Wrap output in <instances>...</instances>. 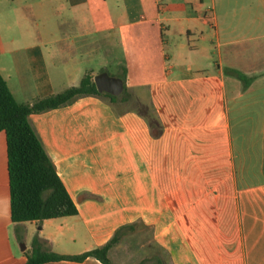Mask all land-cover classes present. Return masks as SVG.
<instances>
[{
  "label": "crops",
  "instance_id": "1",
  "mask_svg": "<svg viewBox=\"0 0 264 264\" xmlns=\"http://www.w3.org/2000/svg\"><path fill=\"white\" fill-rule=\"evenodd\" d=\"M98 37L121 47L110 76L126 101L29 117L76 216L12 221L0 132V264H26L36 237L77 256L126 226L150 231L168 264H264V0H0V74L19 104L94 79L75 53ZM128 97L152 115L119 107Z\"/></svg>",
  "mask_w": 264,
  "mask_h": 264
},
{
  "label": "trees",
  "instance_id": "2",
  "mask_svg": "<svg viewBox=\"0 0 264 264\" xmlns=\"http://www.w3.org/2000/svg\"><path fill=\"white\" fill-rule=\"evenodd\" d=\"M248 86L251 79L234 70H227ZM112 96L100 93L90 74H86L76 87L64 92L37 100L32 104H19L12 95L6 81L0 74V132H5L8 146V171L11 190V213L14 223L31 221L43 222L64 217H73L78 209L59 178L55 166L46 153L38 135L32 127L29 117L72 104L76 100L96 96L108 100L111 104L126 101L124 95ZM158 121L150 120L151 127H159ZM162 129L158 131V134ZM126 226L103 247L77 256L56 254L51 250L48 240L36 237L26 264H47L70 261L84 262L94 258L102 264H112L109 254L121 241L124 231L134 229ZM47 248V249H46Z\"/></svg>",
  "mask_w": 264,
  "mask_h": 264
},
{
  "label": "rangeland",
  "instance_id": "3",
  "mask_svg": "<svg viewBox=\"0 0 264 264\" xmlns=\"http://www.w3.org/2000/svg\"><path fill=\"white\" fill-rule=\"evenodd\" d=\"M103 37L89 39L86 44H77L75 56H85L83 62L86 66L95 69L96 76L105 71L109 75H118L122 66V50L116 40L112 44H105ZM122 95H120L121 97ZM126 97V94L123 96ZM128 102L121 108H136L145 115L152 112L144 105L128 97ZM111 260L112 264H168L164 254L153 245L150 231L135 226L122 234L121 241L115 246ZM113 261V262H112Z\"/></svg>",
  "mask_w": 264,
  "mask_h": 264
},
{
  "label": "water",
  "instance_id": "4",
  "mask_svg": "<svg viewBox=\"0 0 264 264\" xmlns=\"http://www.w3.org/2000/svg\"><path fill=\"white\" fill-rule=\"evenodd\" d=\"M96 87L100 93L112 96H120L124 91V82L120 78L112 77L103 72L94 78Z\"/></svg>",
  "mask_w": 264,
  "mask_h": 264
}]
</instances>
